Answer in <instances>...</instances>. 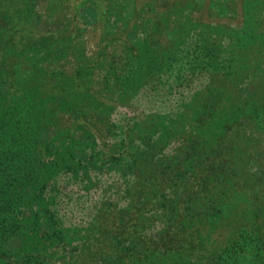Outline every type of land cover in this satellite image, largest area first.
Segmentation results:
<instances>
[{
    "label": "trees",
    "instance_id": "1",
    "mask_svg": "<svg viewBox=\"0 0 264 264\" xmlns=\"http://www.w3.org/2000/svg\"><path fill=\"white\" fill-rule=\"evenodd\" d=\"M189 1L166 3L181 9ZM238 1L243 7L246 0ZM8 3L0 0V38L8 21L2 5ZM244 29L225 46L213 41L211 49L203 42L209 80L202 98L182 114L184 123L174 135L178 145L165 155L156 150L161 142L141 144L128 158L126 204L101 210L78 238L50 219L38 222L31 202L40 200L56 174L82 171L87 177L90 168L116 160L117 152L107 149L67 166L77 141L55 150L58 138L68 139L77 128L90 137L108 128L104 107L112 87L106 79L96 95L83 84L84 72L60 78L45 67L0 58V264H54L45 250L50 247L64 264H264V39L256 40L252 31L241 37ZM5 42L0 39V51ZM134 46L123 52L128 79L144 67ZM121 64L115 58L109 64L113 81L121 80ZM255 64L259 78L253 82L247 71ZM85 98L98 117L85 111L78 116L84 126L75 120L60 128L56 115L83 110ZM245 125L248 134L242 133ZM163 131L162 140L169 133ZM249 133L259 137L251 142ZM248 162L258 175L246 191L241 174L248 168L241 166ZM69 248L76 253L72 257Z\"/></svg>",
    "mask_w": 264,
    "mask_h": 264
},
{
    "label": "rangeland",
    "instance_id": "2",
    "mask_svg": "<svg viewBox=\"0 0 264 264\" xmlns=\"http://www.w3.org/2000/svg\"><path fill=\"white\" fill-rule=\"evenodd\" d=\"M187 3L181 9L167 5L166 0H9L2 5L8 13L6 31L0 38H6L0 51L2 60L45 67L60 78L84 72L83 84L96 95L103 90L106 79L112 87L104 107L105 114H109L108 128L100 135L93 128L94 141L89 136L91 132L77 128L68 139L60 136L55 150L77 141L67 166L107 149L117 152L112 155L116 160H108L101 169H86L87 177L82 176V171L77 175H54L43 188L40 200L31 202L38 222L50 219L58 228L69 231V237L78 238L76 233L86 230L101 210L125 205L124 193L130 185L128 158L139 152L146 141L151 145L161 142L157 152L170 154L178 145L174 135L184 123L182 114L202 98L209 80V59L204 55L203 42H208L211 49L215 47L213 41L217 46L223 41L225 46L243 25L246 29L241 37L252 31L256 40L264 39V0H246L243 7L238 0ZM134 43H138L134 49L142 52L144 67L140 74L128 79L121 63L126 58L123 52ZM112 58L121 64V80L117 82L113 75L108 76ZM224 58L221 55L220 59ZM255 67L256 64L247 71L253 82L259 78ZM24 76L28 78L27 74ZM83 100V110H66L56 115L60 128L64 122L75 120L84 126L78 116L85 111L98 117L91 100ZM163 129L169 133L162 140V134H166ZM248 131L245 125L242 133ZM249 135L251 142L259 137ZM252 164L241 166L248 168L241 174L246 191L258 175ZM29 238L31 246L38 248L39 241ZM70 249L67 254L72 257L76 253ZM45 250L54 264H64L56 248Z\"/></svg>",
    "mask_w": 264,
    "mask_h": 264
}]
</instances>
